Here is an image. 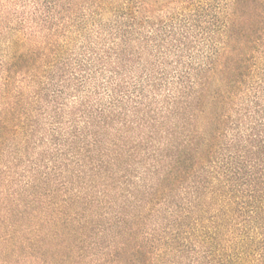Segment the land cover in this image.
<instances>
[{
  "label": "trees",
  "instance_id": "trees-1",
  "mask_svg": "<svg viewBox=\"0 0 264 264\" xmlns=\"http://www.w3.org/2000/svg\"><path fill=\"white\" fill-rule=\"evenodd\" d=\"M0 264H264V0H0Z\"/></svg>",
  "mask_w": 264,
  "mask_h": 264
}]
</instances>
